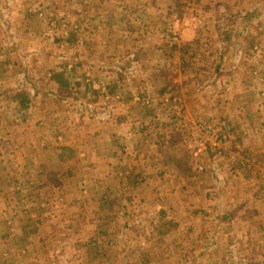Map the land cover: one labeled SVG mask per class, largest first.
I'll use <instances>...</instances> for the list:
<instances>
[{"label": "crops", "instance_id": "0c3cea01", "mask_svg": "<svg viewBox=\"0 0 264 264\" xmlns=\"http://www.w3.org/2000/svg\"><path fill=\"white\" fill-rule=\"evenodd\" d=\"M54 1L73 2L29 8ZM130 1L106 20L26 27L31 46L12 40L24 20H0V163L21 166L0 176V264H264V17L174 18L172 0ZM217 121L230 139L199 149V127Z\"/></svg>", "mask_w": 264, "mask_h": 264}, {"label": "rangeland", "instance_id": "374dc122", "mask_svg": "<svg viewBox=\"0 0 264 264\" xmlns=\"http://www.w3.org/2000/svg\"><path fill=\"white\" fill-rule=\"evenodd\" d=\"M32 1L35 2L36 5H39L41 2V0H40V2H38V4H37V1H39V0H0V20H24V21H21V22L16 24L17 33L20 34V38H18V39L21 41H19L17 39L16 35L12 40L15 42H19L20 44H24V45H28V46H31V43L28 42L29 39L25 36L26 30H24V28H26V27L31 26L30 28L33 27V28L41 29L47 23H52V25H53L52 28L56 29L57 25H59L57 21L56 22L55 21L54 22H48V21L44 22L43 20H106V14L114 11V6H115L114 3L117 4L116 6L118 8H121L122 7L121 3H123L125 0H111L112 2L108 1V3L107 2H99V0H83V2H78L79 0L78 1L73 0V2H71V4L69 5L68 9L63 8V7L61 8V5L58 3H55V1L53 3L52 8L38 7L35 9H30L29 5L31 4ZM62 1H64V0H62ZM172 1H174V2H169V3H171L172 7L170 8V10H168L167 16H172L174 18H178L177 16H179V18L185 17L187 19H192L193 17H195V20H208V19H205L206 15L211 14V18H212L214 16V14H213L214 10H216V12L220 13V15L217 14V16H221V17L223 16V18H222L223 20H261L264 17V0H259V1H262L261 2L263 4L262 6L261 5H255V7L253 6V9L248 10L247 13L245 12L246 11L245 9L242 10V8H243L242 6H239L242 8H241V11L238 12L236 5H233L230 8H225L224 11H223V9L219 11L217 9V7L219 5L215 6V4H217V1H215V0H210L212 5L210 4L209 7L207 5H204V6H207L208 8L211 7L210 10H207V8H203V7L199 8L198 6H196V3L200 4L199 0H192V2H194V4H195V6H193V10L191 9V6L188 5V1L186 2V6L183 4V7H182V1L183 0H172ZM16 2H19V3H16ZM131 2H132V0L129 3H131ZM161 2H163V1H161ZM219 2H220V0H219ZM153 3L157 4L158 1L153 0ZM17 4H19V7L17 6ZM205 4H206V2H205ZM249 4H251L250 1H249ZM84 5H85V7H84ZM237 5H238V3H237ZM127 6H128V4H127ZM186 7H188V10H186ZM233 7H234V9H233ZM137 10L142 11V8H138ZM184 11H185V13H184ZM50 13H51V15H50ZM39 14H41V15H39ZM119 14H121V12L118 13L117 16H119ZM34 15H36V16H34ZM148 15H149V13L147 14V16ZM153 19H155V18L151 16L149 18H146L145 20H153ZM25 20H41V21L27 22ZM134 20H136V19H134ZM247 30L246 29L243 30L244 35H247ZM171 33H175L178 35V33L176 31H173L172 28L169 29L168 35H170ZM7 40H8V38H6V37L5 38L0 37V44H3L4 41L7 42ZM172 42L175 43V45H178L180 43L179 36H178V38L170 41V43H172ZM76 60H77V58L74 56L69 57V61L71 63H75ZM134 67H136V64H134ZM134 74H136V71L134 72ZM120 92H121V90L118 91L116 94H119L122 97V92L121 93ZM105 94H110V93L105 92ZM116 94H110V95L112 96V95H116ZM104 95H102V101H103ZM121 99L122 98H120L118 101H114V100L110 99L107 102V104H109V105H106L107 107H104L105 104H103V102L101 101L100 103H98L96 105L95 108L99 109V111H102V109L110 111V110H112V105H116L117 103H120ZM83 107L84 106L82 105V108ZM113 108H115V106ZM111 119L112 118L109 117L106 120L111 121ZM213 123H215V122H213ZM225 125L227 127H229L227 123H225ZM229 130H230V127H229ZM229 134H230V131H229ZM57 137H59V136L55 137L56 140H57ZM202 137L203 136H200L198 138V140H201ZM229 139H230V137H229ZM203 140L204 139H202V141ZM227 141H228V139H227ZM43 142H44V140H43ZM20 167L21 166L18 163V161L14 162L13 158L7 159L6 162H5V160L1 161V163H0V176H19ZM16 187H19V190H23V189H26L28 187V185L22 183L20 186H16ZM213 263L214 262L204 261V264H213ZM199 264H203V262H200Z\"/></svg>", "mask_w": 264, "mask_h": 264}, {"label": "built area", "instance_id": "2783aa9c", "mask_svg": "<svg viewBox=\"0 0 264 264\" xmlns=\"http://www.w3.org/2000/svg\"><path fill=\"white\" fill-rule=\"evenodd\" d=\"M176 38H178V35L175 33H171L169 35L170 41ZM120 98L121 96L119 94L112 95V96L110 94H105L103 96L102 102L103 104H105L104 107H107L106 105H109L107 104V102L110 99L114 101H118ZM164 102L169 104L170 106L169 109L175 115L179 116L180 107H179V102L176 97H174L171 93H168L166 94ZM106 116L107 118L110 117L109 114H107ZM199 129H200V136H203V137L208 136L210 140H213L217 144L223 145L227 141V139H229L230 137L229 127H227L223 121H217L215 123L206 122L202 124L201 127H199ZM198 146H199V149L203 148V151L207 149L204 142H202L201 140L198 141ZM196 152L198 153L200 152V150H197ZM196 169L200 172L204 171V167L201 164H197Z\"/></svg>", "mask_w": 264, "mask_h": 264}]
</instances>
